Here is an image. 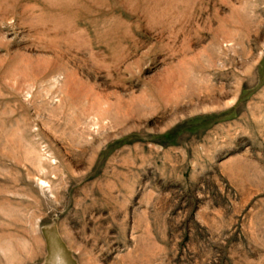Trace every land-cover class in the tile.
<instances>
[{"label":"rangeland","instance_id":"1","mask_svg":"<svg viewBox=\"0 0 264 264\" xmlns=\"http://www.w3.org/2000/svg\"><path fill=\"white\" fill-rule=\"evenodd\" d=\"M0 264H264V0H0Z\"/></svg>","mask_w":264,"mask_h":264}]
</instances>
